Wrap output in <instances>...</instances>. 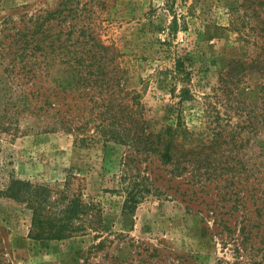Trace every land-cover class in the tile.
<instances>
[{
    "label": "rangeland",
    "instance_id": "1",
    "mask_svg": "<svg viewBox=\"0 0 264 264\" xmlns=\"http://www.w3.org/2000/svg\"><path fill=\"white\" fill-rule=\"evenodd\" d=\"M59 2L0 0V42L4 34L11 33L12 38L19 28L32 27L38 15L56 10ZM65 5L62 16L45 19L47 45L37 53L40 67L71 69L73 51L92 48L81 46L83 40L114 45L123 53L127 88L142 94L151 130L176 122L178 94L185 83L191 99L179 107L192 132V145L217 151L213 167L221 160V165L240 168L260 162L264 69L258 71L251 64L259 50L255 2L72 0ZM68 8L76 12L67 14ZM175 16L178 27L173 30ZM41 52L46 57L40 64ZM179 57L185 59V82L173 77ZM234 58L246 63L231 75L233 82H224L222 73ZM5 80L0 64V189L19 178L48 186L54 198L68 188L98 203L104 210L103 237L109 245L91 255V264H234L222 226L207 215L208 207L215 205L220 215L229 216L233 195L228 191L233 184L219 174L211 182L208 178L196 182L188 171L191 184L183 177L172 178L175 163L163 164L155 153L115 141L84 145L73 134L47 130L45 120L26 111L17 113L7 104L1 89ZM145 186L151 190H142L137 207L123 211L126 187ZM30 219L25 203L0 196V264H83L100 239L85 234L35 240L29 237Z\"/></svg>",
    "mask_w": 264,
    "mask_h": 264
},
{
    "label": "trees",
    "instance_id": "2",
    "mask_svg": "<svg viewBox=\"0 0 264 264\" xmlns=\"http://www.w3.org/2000/svg\"><path fill=\"white\" fill-rule=\"evenodd\" d=\"M70 1L60 0L56 10L38 15L37 19H33L34 27L19 28L12 32V38H9L11 33L4 34L0 42V64L3 65L6 80L1 89L7 104L16 107L17 113L26 111L32 116L36 115L37 119L45 120L48 122L47 130L73 134L75 141L84 145L103 142L107 146L109 141H115L125 143L131 149L155 153L163 164L175 163L172 178L183 177L192 184L191 174L196 182H205L219 174L234 186L228 191L233 195L228 207L229 216L220 215L221 211H217L215 205L208 207L207 215L212 214L217 225L222 226L224 244L231 246L236 259L234 264H264L262 145L257 154L260 162L250 168L246 165L241 168L234 165L227 167L221 165L222 160L213 167V156L217 151H203L212 146H195L189 140L193 139L192 132L183 120L182 107H179L191 99L190 89L185 83L178 94L176 122L158 131L151 130L145 117L147 108L142 94L126 86L121 60L123 53L118 47L106 45L100 40L91 38L92 41H81V46L91 45L92 48L86 52L73 51L69 59L73 58L75 65L71 69L50 71L40 67L37 53L47 45L44 24L52 17L62 16L64 8H67L65 4ZM250 2L256 3L253 9L258 19L256 28L259 41L258 53L251 64L259 71L264 69V0ZM68 10L67 14L76 12L72 8ZM177 27L178 19L175 16L172 29ZM51 42L53 45L54 39ZM45 55L44 52L40 53L39 57L43 58L40 64L45 61ZM245 63L244 60L232 59L228 70L222 73V81L233 82L231 75L234 77L236 70ZM174 74L176 81L185 82L188 73L183 57L176 60ZM222 172L226 175L222 176ZM203 173L207 177H203ZM145 189L151 190L146 186L139 190L126 187L122 210L133 211L140 200L139 194ZM0 196L14 198L30 208L29 237L35 240H61L85 234L100 238L91 246L89 257L83 264H91V255L109 245V239L103 237L104 210L98 203L87 200L81 191L69 192L65 188L60 197L54 198L46 185L12 178L5 188L0 189ZM250 203L253 207H250Z\"/></svg>",
    "mask_w": 264,
    "mask_h": 264
}]
</instances>
